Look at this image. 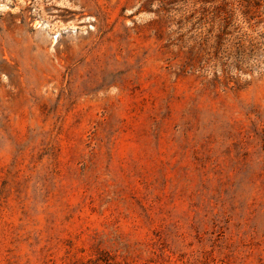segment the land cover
Listing matches in <instances>:
<instances>
[{
  "label": "rangeland",
  "instance_id": "obj_1",
  "mask_svg": "<svg viewBox=\"0 0 264 264\" xmlns=\"http://www.w3.org/2000/svg\"><path fill=\"white\" fill-rule=\"evenodd\" d=\"M0 264H264V0H0Z\"/></svg>",
  "mask_w": 264,
  "mask_h": 264
}]
</instances>
